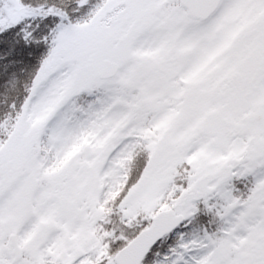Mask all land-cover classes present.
I'll list each match as a JSON object with an SVG mask.
<instances>
[{
  "label": "snow or ice",
  "instance_id": "1",
  "mask_svg": "<svg viewBox=\"0 0 264 264\" xmlns=\"http://www.w3.org/2000/svg\"><path fill=\"white\" fill-rule=\"evenodd\" d=\"M0 264H264V0H0Z\"/></svg>",
  "mask_w": 264,
  "mask_h": 264
}]
</instances>
